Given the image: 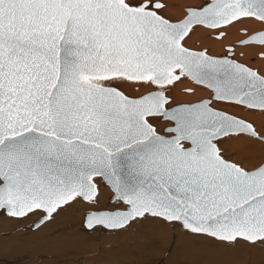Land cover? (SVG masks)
Returning <instances> with one entry per match:
<instances>
[{"label": "snow or ice", "instance_id": "1", "mask_svg": "<svg viewBox=\"0 0 264 264\" xmlns=\"http://www.w3.org/2000/svg\"><path fill=\"white\" fill-rule=\"evenodd\" d=\"M150 249L264 264V0H0V264Z\"/></svg>", "mask_w": 264, "mask_h": 264}, {"label": "rangeland", "instance_id": "2", "mask_svg": "<svg viewBox=\"0 0 264 264\" xmlns=\"http://www.w3.org/2000/svg\"><path fill=\"white\" fill-rule=\"evenodd\" d=\"M122 247L127 249L130 253L140 251L145 247V243L143 239L135 238V237H127L125 240L121 241ZM126 244V245H125ZM129 248H128V247ZM137 247V248H136ZM140 249V250H139ZM240 258L236 257L234 259V262L232 264H247V261L245 257L239 256ZM11 256L3 257L2 259H12ZM68 259H75V257H70ZM161 257L159 253L155 249H150L148 252L143 253L142 256H130L129 264H133L134 261H143V264H156L158 260H160ZM55 264V262H53ZM207 264H220V261L218 258H211L207 262Z\"/></svg>", "mask_w": 264, "mask_h": 264}, {"label": "bare ground", "instance_id": "3", "mask_svg": "<svg viewBox=\"0 0 264 264\" xmlns=\"http://www.w3.org/2000/svg\"><path fill=\"white\" fill-rule=\"evenodd\" d=\"M234 38V37H233ZM214 51H219V49L217 48V49H214ZM126 245V244H125ZM128 247V246H127ZM129 248V247H128ZM137 248V247H136ZM140 250V249H139ZM130 251V250H129ZM140 257V256H139ZM243 257V256H242ZM238 258H240V257H238ZM233 262H234V260H233ZM131 264V263H130Z\"/></svg>", "mask_w": 264, "mask_h": 264}]
</instances>
